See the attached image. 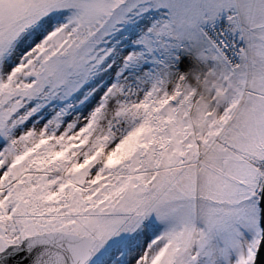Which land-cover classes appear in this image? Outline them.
<instances>
[{
  "label": "snow or ice",
  "instance_id": "1",
  "mask_svg": "<svg viewBox=\"0 0 264 264\" xmlns=\"http://www.w3.org/2000/svg\"><path fill=\"white\" fill-rule=\"evenodd\" d=\"M0 264H264V0H0Z\"/></svg>",
  "mask_w": 264,
  "mask_h": 264
}]
</instances>
